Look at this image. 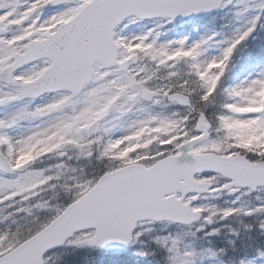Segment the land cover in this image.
Segmentation results:
<instances>
[{
    "label": "snow or ice",
    "instance_id": "1",
    "mask_svg": "<svg viewBox=\"0 0 264 264\" xmlns=\"http://www.w3.org/2000/svg\"><path fill=\"white\" fill-rule=\"evenodd\" d=\"M0 264H264V0H0Z\"/></svg>",
    "mask_w": 264,
    "mask_h": 264
},
{
    "label": "rangeland",
    "instance_id": "2",
    "mask_svg": "<svg viewBox=\"0 0 264 264\" xmlns=\"http://www.w3.org/2000/svg\"><path fill=\"white\" fill-rule=\"evenodd\" d=\"M201 31H203V28L201 29Z\"/></svg>",
    "mask_w": 264,
    "mask_h": 264
}]
</instances>
